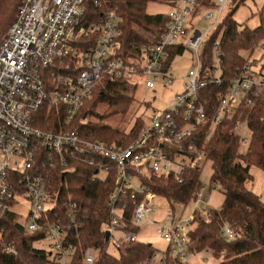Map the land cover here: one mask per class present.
Instances as JSON below:
<instances>
[{
	"label": "built area",
	"instance_id": "2783aa9c",
	"mask_svg": "<svg viewBox=\"0 0 264 264\" xmlns=\"http://www.w3.org/2000/svg\"><path fill=\"white\" fill-rule=\"evenodd\" d=\"M94 1L23 0L0 43V256L17 260L41 249L54 263L75 264L76 249L62 216L75 221L78 205L53 189L49 172L60 167L66 175L86 165L99 179H114L105 229L111 253L139 241V230L154 225L168 246L139 264H166L169 257L176 264H191L200 253L190 235L195 212L208 218L211 207L198 208L207 187L195 190L192 200L198 202L189 216L178 215L174 205H187L160 195L143 176H172L179 183L187 169H202L208 141L225 120L236 123L231 133L247 145L249 115L264 101V74L247 62L225 79L220 38L213 63L202 62L205 43L232 0H213V6L199 5V0H150L172 7L166 13L169 22L157 42L130 58L122 55V22L115 13L95 15L89 8ZM187 50L194 59L183 88L168 106L154 110L132 142L117 145L86 138L77 125L71 129L104 78L127 79L135 86L143 78L149 88L167 87L177 78L175 57ZM50 112L57 116L50 119ZM161 210L167 211L159 217ZM8 214L15 215L12 225H19L15 238L6 226ZM226 235L233 237L230 228ZM96 254L95 247L87 248L83 263L96 264Z\"/></svg>",
	"mask_w": 264,
	"mask_h": 264
},
{
	"label": "trees",
	"instance_id": "16d2710c",
	"mask_svg": "<svg viewBox=\"0 0 264 264\" xmlns=\"http://www.w3.org/2000/svg\"><path fill=\"white\" fill-rule=\"evenodd\" d=\"M96 1L89 6L95 15L115 13L122 22V55L126 58L139 56L142 48L157 42L169 22L166 13L151 14L147 11L150 0ZM245 1L232 0L224 20L211 33L203 48L202 62L205 66L211 65L215 59L213 47L220 38L218 48L223 77L228 80L247 64L243 52L254 51L258 43L264 40V5L259 10L260 25L256 28L242 29L233 19L234 13ZM22 2L0 0V43L7 26H11L15 20ZM204 4L214 5L213 0H199V5ZM133 89V84L127 79L104 78L95 88L91 99L80 108L71 129L77 125L86 138L104 139L117 145L129 143L133 133H139L144 127L143 120L136 117L132 133L127 140H123L128 123L122 125V122L128 119L134 109ZM263 102L249 115L247 123L250 140L243 150L239 134L231 133L236 123L229 120L222 122L216 129L206 147L207 159L212 161L211 183L219 185L224 201L220 208H211L208 218L198 214L197 210L194 230L190 235L204 257L212 256L219 260L215 264H264V199L247 186V181L253 179V167L264 172ZM48 116L53 119L57 115L50 112ZM85 116L87 118L83 122ZM201 170L187 169L183 175L184 180L179 183L172 176L157 177L153 173L143 176V181L175 204L188 205L194 199L195 190L202 186ZM49 174L53 189L61 191L66 200L70 198L78 205L75 221L62 216V224L68 230L70 242L76 249L75 264H84L83 255L89 247L97 250L96 264H139L158 250L152 244L139 240L125 243L115 254L110 252L108 232L105 229L111 218L110 196L115 189L113 177L103 181L94 175L93 167L86 165L78 166L66 175L60 167L51 169ZM131 209L132 205L128 212ZM12 221H15V215L8 214L6 226L11 230V238H15L19 225L13 226ZM226 228L232 230L233 237L225 236ZM166 260V264H176L170 257ZM0 264L57 263L52 262L45 251L33 249L17 260L0 256Z\"/></svg>",
	"mask_w": 264,
	"mask_h": 264
},
{
	"label": "rangeland",
	"instance_id": "374dc122",
	"mask_svg": "<svg viewBox=\"0 0 264 264\" xmlns=\"http://www.w3.org/2000/svg\"><path fill=\"white\" fill-rule=\"evenodd\" d=\"M264 5V0H246L244 4H242L234 13L233 19H235L240 28H256L260 25V18L258 16L259 10ZM171 6L163 2H155L149 1L147 3V11L151 14H159V13H169L171 10ZM203 26H207L205 23ZM10 26H7L4 35L9 30ZM3 37V36H2ZM243 56L248 62L254 64V69L257 72H262L264 74V40L260 41L258 45L255 47L254 51H244ZM193 52L191 50H187L183 55L176 56L172 65V71L177 78L175 79L174 83L165 87L163 84L158 83L155 88H149L146 86L145 81L143 78L138 79V85L135 86L133 84V89L131 94L135 96V102L133 104L134 109L133 112L128 116V119L122 122V125L126 123L128 127L123 134V140H127L129 135L132 133L133 128L135 127V119L136 117H140L143 120V126H145L149 120V117L153 114L154 110H162L166 106L170 104V102L176 97L178 91L183 88L184 80L183 77L187 73V71L191 68V64L193 62ZM101 84V83H100ZM99 84V85H100ZM133 116V118H132ZM132 118V120L130 119ZM45 126H50L45 124ZM138 132L133 133L131 136L130 141L132 142L133 138ZM246 145L241 146V150L245 148ZM213 173L212 169V161L208 159L205 165L202 167L200 180L203 185L207 187V191L203 197L202 201H199L198 208L203 209L205 208V204L208 203L213 209L220 208L223 201H224V194L221 191L219 185L211 183V176ZM253 179L247 181V186L255 191L261 198L264 199V172L257 168L253 167L252 169ZM215 186V188H212ZM198 201L195 200L191 201L186 207L174 205L176 214L189 216L188 214L191 212V209L195 207V204ZM209 210V212H210ZM22 217H25L27 213V208L22 207L20 210ZM167 210H161L159 217L165 214ZM200 211V210H199ZM198 214H201V211ZM142 225H145L143 223ZM137 237L140 241H143L148 244H152L156 248L160 250H165L168 246L161 237H159L156 226L148 225L144 226L139 232L137 233ZM195 244V243H194ZM196 245V244H195ZM195 249L199 250L198 247ZM219 260L215 259L212 256H206L200 253H197L196 256L193 258L191 264H215L218 263Z\"/></svg>",
	"mask_w": 264,
	"mask_h": 264
},
{
	"label": "water",
	"instance_id": "95a60500",
	"mask_svg": "<svg viewBox=\"0 0 264 264\" xmlns=\"http://www.w3.org/2000/svg\"><path fill=\"white\" fill-rule=\"evenodd\" d=\"M108 235H109V233H108Z\"/></svg>",
	"mask_w": 264,
	"mask_h": 264
}]
</instances>
